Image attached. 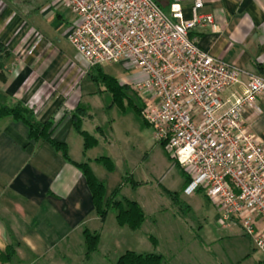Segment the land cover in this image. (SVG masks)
<instances>
[{
	"label": "crops",
	"instance_id": "1",
	"mask_svg": "<svg viewBox=\"0 0 264 264\" xmlns=\"http://www.w3.org/2000/svg\"><path fill=\"white\" fill-rule=\"evenodd\" d=\"M202 3L200 12L212 16L213 26H197L191 35L202 51L242 71L240 83L222 95L223 100L232 101L244 92L250 76L264 73V0ZM189 7V3L184 5L187 18ZM29 23L24 13L0 0V104L20 102L34 111L37 121L51 120L52 138L67 144L72 161L87 162L93 171L98 157L90 155L98 143L83 152L71 115L78 108L85 110L81 129L86 131L83 126L94 117L92 102L103 108V93L108 92L91 77V83L84 87L82 75L76 77V66L71 67L47 38L27 54L24 48L30 43V30L35 29ZM81 62L88 74L90 66ZM256 105L259 112L244 110L243 124L264 142V96L258 97ZM95 130L102 132L99 126ZM72 143L80 145L79 154L72 152ZM111 190L106 187L107 193ZM108 213L103 222L96 215L85 180L74 165L48 143L30 140L22 122L0 118V254H5L8 246L13 250L0 264H92L107 231ZM85 231L99 236L89 257L85 255Z\"/></svg>",
	"mask_w": 264,
	"mask_h": 264
},
{
	"label": "built area",
	"instance_id": "2",
	"mask_svg": "<svg viewBox=\"0 0 264 264\" xmlns=\"http://www.w3.org/2000/svg\"><path fill=\"white\" fill-rule=\"evenodd\" d=\"M78 22L68 40L88 66L121 64L144 78L131 85L153 138L188 178L187 195L200 190L218 211L221 227L240 225L264 254V142L243 124L244 110L259 112L264 73L250 76L232 101L225 91L242 71L200 49L191 31L213 26L202 0H173L171 21L152 0H58ZM189 3V18L184 5ZM31 53L42 41L31 29Z\"/></svg>",
	"mask_w": 264,
	"mask_h": 264
},
{
	"label": "rangeland",
	"instance_id": "3",
	"mask_svg": "<svg viewBox=\"0 0 264 264\" xmlns=\"http://www.w3.org/2000/svg\"><path fill=\"white\" fill-rule=\"evenodd\" d=\"M6 1L16 12L25 14L42 39L47 38L61 50L71 67L76 66V77L82 75L84 87L91 83L88 68L68 40L70 27L78 22L75 15L58 0ZM162 11L174 22L168 6ZM100 68L126 84L128 89L122 108L111 105L109 93H103L105 109L98 102L91 104L93 121L83 127L98 139V146L90 157L107 156L114 166V170L108 172L101 163L94 162L93 173L105 181L107 191L112 188L110 193L106 192V197L111 198L114 189L120 187L113 200L135 201L144 219L139 229L131 231L117 226L114 211L110 209L107 231L93 255L92 264H113L125 251L161 254L165 258L162 264H264V254L256 249L240 225L221 227L217 223V208L208 203L204 193H183L185 178L181 169L174 165L164 143L153 138L152 128L135 110L136 107L141 111L142 103L131 85L144 75L116 63H104ZM96 126L101 128V133L95 130ZM73 136L81 142L77 134ZM80 151V145L72 143V152L79 154ZM129 178L138 185L128 182ZM169 193L175 194L177 199ZM150 236L156 240L155 245Z\"/></svg>",
	"mask_w": 264,
	"mask_h": 264
},
{
	"label": "trees",
	"instance_id": "4",
	"mask_svg": "<svg viewBox=\"0 0 264 264\" xmlns=\"http://www.w3.org/2000/svg\"><path fill=\"white\" fill-rule=\"evenodd\" d=\"M152 1L155 2L161 9L163 7H169L170 3L173 2V0ZM190 37H192L191 33ZM1 47L2 46L0 44V49ZM88 74L96 85L103 86L104 90L109 93L111 96V105H116L119 108L123 107V99L126 97L125 92L128 89L126 84H121L116 78L103 73L100 66L90 67ZM129 103H131L130 100ZM80 109L78 108L71 115V125L73 130L82 138L83 152H86L87 150L94 148L97 145L98 140L93 135L81 129L82 117L86 114V112L84 109ZM135 110L139 115H141L140 108L135 107ZM4 117H10L15 122H22L27 127L28 138L30 140L48 143L66 162L74 165L80 171L91 194L95 213L102 222L104 221L108 211L112 209L115 213L116 223L120 227H126L131 231L139 229L144 219L143 211L139 205L135 201L128 200L126 198H123L121 201H114L113 199L120 190V187L114 189L111 198L106 197V187L104 183L95 176L89 164L87 162L72 161L69 157L67 144L52 138L51 132L53 122L51 120H47L43 123L37 121L34 111L31 108L22 105L20 102H15L12 105L0 104V118ZM95 161L101 163L108 172H112L114 170L113 163L107 156L98 157ZM174 165L179 168L175 162ZM179 171L185 178V187L188 183V178L181 170ZM127 181H130L134 186L138 185V183L134 182L131 178ZM196 192L203 194L200 190H197ZM169 195L174 200L177 199L175 194L169 193ZM84 238L86 243L85 255L86 257H89L90 254H92L97 248L99 236L98 234L91 235L88 231H85ZM149 239H151L153 245L156 244V240L154 238L150 236ZM12 254L13 250L10 246H8L5 254H0V262H4L9 259ZM162 262L163 257L160 254L125 251L118 256L113 264H162Z\"/></svg>",
	"mask_w": 264,
	"mask_h": 264
}]
</instances>
